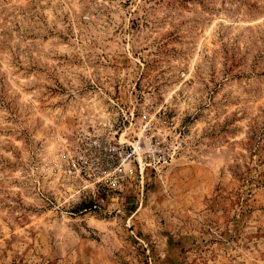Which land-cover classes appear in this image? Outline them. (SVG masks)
Segmentation results:
<instances>
[{
  "label": "rangeland",
  "instance_id": "rangeland-1",
  "mask_svg": "<svg viewBox=\"0 0 264 264\" xmlns=\"http://www.w3.org/2000/svg\"><path fill=\"white\" fill-rule=\"evenodd\" d=\"M0 264H264V0H0Z\"/></svg>",
  "mask_w": 264,
  "mask_h": 264
},
{
  "label": "built area",
  "instance_id": "built-area-1",
  "mask_svg": "<svg viewBox=\"0 0 264 264\" xmlns=\"http://www.w3.org/2000/svg\"><path fill=\"white\" fill-rule=\"evenodd\" d=\"M162 142L150 121L146 120L132 140L126 143L119 141L117 147H111L118 156L116 164L94 154L79 153L73 158L71 167L74 171L93 178H103L112 166L113 173L119 177H131L136 173L141 177L147 167L163 165L171 158V151L163 147Z\"/></svg>",
  "mask_w": 264,
  "mask_h": 264
}]
</instances>
